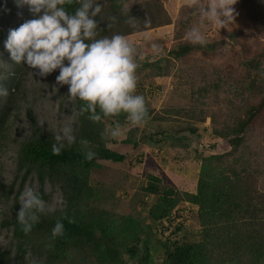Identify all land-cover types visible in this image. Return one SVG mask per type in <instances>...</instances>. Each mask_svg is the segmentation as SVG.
Returning <instances> with one entry per match:
<instances>
[{
    "label": "trees",
    "instance_id": "16d2710c",
    "mask_svg": "<svg viewBox=\"0 0 264 264\" xmlns=\"http://www.w3.org/2000/svg\"><path fill=\"white\" fill-rule=\"evenodd\" d=\"M125 1L97 0L102 5L96 18L101 36L121 34L127 37L171 23L158 0H147L123 11ZM239 3L254 31L262 34L264 0H239ZM76 7L78 5L67 6L70 12ZM130 17L136 19V27L132 26ZM145 18L151 20L147 28L143 24ZM252 43L251 39L239 44L241 48H252L256 52L251 57L236 60L243 69L227 89L223 85L228 84L220 78L216 68L209 69L208 73L200 72L197 80L200 85L190 92V109L183 111V117L180 112L174 113L186 125L182 131L193 136V140L201 136L195 125L200 127L209 118L211 137L227 143V149L222 153L212 154L207 148L200 149L202 158L193 193H180L177 189L162 186L161 179L153 175L146 177L143 192L154 197L147 209V217L155 228L159 244L163 245V264H264V180L261 181L257 158L264 149V75L259 79L254 76L264 60V49L259 51ZM218 46L213 43L203 46L185 44L172 54L175 59L191 57L196 52L211 51ZM160 65L161 62L156 61L150 66L151 78L168 76L169 71ZM184 72L189 73L185 69ZM9 96L1 112L0 130L11 116L13 97ZM82 103L76 99V143L66 146L60 155L52 152L55 138L44 128H39L32 111L26 110L32 121V133L18 150L17 171L23 173V181L35 172L40 183L48 181L58 186L64 205L53 212L39 214V222L25 234L17 220L21 207L20 187L10 210L11 218L3 223V226L12 227L16 252L12 257L9 251L0 249V264H27L25 260L29 251L26 247L33 253L45 252L44 260H37L35 264H128L129 260L135 264L149 263L148 248H141L136 241L140 235L137 220L128 222L131 235L124 231L132 240L125 238L120 243L121 239H113L120 230L115 226L110 228L105 211L98 210L101 195L91 178L93 173L96 176L101 174L103 164L121 165L127 160L125 154L107 145L105 124L114 127L119 123L122 127L131 122L126 114L93 121L89 118L90 113L80 111ZM147 109L146 123L162 121L150 108ZM259 127L261 132L257 131ZM155 136L162 137L163 133L151 136L150 142L156 144ZM81 141L88 143L82 144ZM88 151L96 154L91 161L85 158ZM11 189L9 186L7 192L10 193ZM40 194L45 199L41 191ZM183 204L196 208L190 212L197 222V237L188 243H178L176 237L183 225H174L176 219H183L186 209ZM57 221L63 223L64 233L54 237L53 228ZM168 229L172 231L163 239Z\"/></svg>",
    "mask_w": 264,
    "mask_h": 264
},
{
    "label": "rangeland",
    "instance_id": "374dc122",
    "mask_svg": "<svg viewBox=\"0 0 264 264\" xmlns=\"http://www.w3.org/2000/svg\"><path fill=\"white\" fill-rule=\"evenodd\" d=\"M144 1L147 0H126L121 9L127 11ZM158 1L171 18V23L126 38L139 53L136 94L144 96L146 106L151 109L153 115L161 117L162 121L158 124L150 121L142 126L128 123L121 127V135L115 139L108 134L111 126L106 123L107 145L125 154L127 160L121 165L103 164L101 174L96 176V173H93L91 177L101 195L98 210L105 211L110 228L115 226L120 230V234H115L113 239H121L120 243L124 242L125 238L132 240L125 232L131 235L128 222L137 220L140 235L136 241L141 248H148V264H163L165 252L163 245L159 244V237L154 234L153 224L147 217V209L154 197L143 192V186L147 183L146 177L153 175L161 179L162 186L177 189L180 193H193L202 158L200 149L207 148L212 154L222 153L227 149L226 141L215 140L209 134V118L200 127L195 125L201 136L200 139L193 140V136L182 131L186 125L174 113L180 112L183 117V111L190 109V92L200 85L197 82L200 72L208 73L209 69L216 68L220 78L228 84L223 85L225 89L237 79L243 68L236 64V60L240 57H251L256 52L252 48H241L239 44H245L252 39V45L257 46V50L264 49V32L257 34L254 31V26L240 8L239 0L233 6V21L224 28L207 21L202 23L192 6V0ZM209 2L210 0H201L204 4ZM30 19H33V16L28 7L19 5V0H0V85L8 90L6 97H0V119L9 95L13 97L11 116L0 130V188L3 189L0 190V249L9 251L12 257L16 252L12 227L3 226V223L11 218L10 210L17 190L22 187L21 194L26 186L38 188L45 196L46 204L53 209L50 212L61 209L64 205L58 202L62 198L58 186L48 181L40 183L35 172L23 181V173L17 171L18 150L32 133V121L28 118L26 110H31L37 126L44 128L54 138L66 124H71L75 130L78 116L76 99L69 95L67 85H61L56 80L58 70L46 77H40L37 69L15 64L4 47L10 30L18 28ZM192 28H199L206 43L220 46L211 51L196 52L191 57L175 59L172 52L185 44H192L186 38V33ZM152 44L159 46L158 52L153 51ZM156 61L161 62V68L166 67L168 76L156 80L149 76L150 66ZM184 69L189 73H185ZM257 72L254 75L257 78L264 75V60ZM165 111L168 113L164 114ZM170 112L172 114H169ZM257 131L261 132L260 127ZM155 133H163L162 137H154L158 141L156 144L150 142ZM134 144L136 145L133 146ZM213 148L215 149L211 150ZM257 158L263 181L264 149ZM49 184L51 191L46 190ZM110 185L113 186L106 188ZM9 186H12L10 193L7 192ZM188 218L189 222H182L183 229L176 237L178 243H188L197 237V222L190 213ZM171 231L172 229L166 230L163 239L168 233L170 235ZM26 248L29 251L25 260L27 264L44 260L45 252L33 253L30 248ZM128 264L135 263L129 260Z\"/></svg>",
    "mask_w": 264,
    "mask_h": 264
},
{
    "label": "clouds",
    "instance_id": "9594fccd",
    "mask_svg": "<svg viewBox=\"0 0 264 264\" xmlns=\"http://www.w3.org/2000/svg\"><path fill=\"white\" fill-rule=\"evenodd\" d=\"M237 2L210 0L204 4L201 0H192V6L202 23L207 21L224 28L233 21V6ZM19 5H26L33 19L8 34L4 47L15 64L37 69L40 77L58 70L57 82L67 85L69 95L83 102L80 111L90 113L89 118L93 121L126 114L133 125L142 126L147 122L145 98L136 94L138 50L124 35H100L96 18L102 11V5L97 0H19ZM68 5L78 7L70 12ZM130 21L136 27V19L130 17ZM143 24L147 28L151 20L145 18ZM186 38L194 45L203 46L206 43L199 28L189 30ZM152 49L158 52L159 46L152 44ZM7 95L8 90L0 85V97ZM108 134L113 139L120 137V124L111 127ZM55 141L52 145L54 155H60L66 146L76 143L71 124L60 128ZM81 143L87 144L88 141ZM95 155V152L88 151L85 158L91 161ZM46 190L51 191L50 184ZM19 200L21 207L17 220L25 234L39 222V214L53 210L36 187L26 186ZM58 202L63 203L62 198ZM183 207L186 208L183 219H176L174 225L189 222L190 210L196 211V208L186 204ZM63 233L64 225L57 221L53 236Z\"/></svg>",
    "mask_w": 264,
    "mask_h": 264
}]
</instances>
